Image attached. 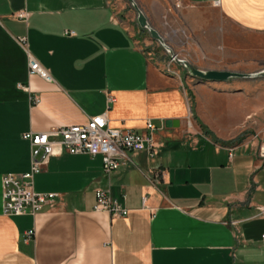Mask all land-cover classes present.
<instances>
[{"label":"crops","instance_id":"1","mask_svg":"<svg viewBox=\"0 0 264 264\" xmlns=\"http://www.w3.org/2000/svg\"><path fill=\"white\" fill-rule=\"evenodd\" d=\"M132 1L160 36L183 31L217 63L200 70L251 77L168 74L128 0H0V264H264V161L251 138L264 132V0ZM28 57L52 81L30 75ZM97 115L137 134L152 124L154 156L128 152L108 176L99 156L52 157L33 190L54 198L4 215L2 177L29 170L21 135ZM97 189L127 215L94 211Z\"/></svg>","mask_w":264,"mask_h":264},{"label":"built area","instance_id":"2","mask_svg":"<svg viewBox=\"0 0 264 264\" xmlns=\"http://www.w3.org/2000/svg\"><path fill=\"white\" fill-rule=\"evenodd\" d=\"M25 15H18L23 18ZM73 36L72 32L65 33ZM25 41L22 40L21 44ZM169 60L165 64V71L176 75L173 67L178 66L186 71L190 78H194L187 60L179 58L171 47L159 42ZM24 45V44H23ZM28 73L38 75L45 81H52L48 73L31 57H28ZM146 133L137 134L131 131H121L108 126L104 115L90 117L83 125H74L51 129L49 131L32 133L26 132L21 138L30 144L29 170L20 175L7 174L2 177V202L3 214L6 216L34 215L50 202L53 194H39L33 190L34 176L39 174L50 158L67 153L69 155L85 154L90 157H101L102 173L108 176L120 167L129 166L128 152H145L149 157L154 156L155 141L152 124H146ZM51 137H58V141H51ZM253 140H258L257 156L264 161V132L251 135ZM96 212L108 213L111 217H125L127 210L120 203L112 199L108 191L97 189L95 191ZM33 232H28L27 236ZM264 240V234L261 235Z\"/></svg>","mask_w":264,"mask_h":264},{"label":"rangeland","instance_id":"3","mask_svg":"<svg viewBox=\"0 0 264 264\" xmlns=\"http://www.w3.org/2000/svg\"><path fill=\"white\" fill-rule=\"evenodd\" d=\"M130 8H133L132 3L129 4ZM137 7V6H136ZM134 9V8H133ZM136 18H137V12H135ZM135 19V18H134ZM137 23V21H136ZM144 36L142 41H146L145 43H142L141 46L144 49L145 52H151L152 57H167V61L169 60L166 53L161 48L158 41L153 40L150 42V36L148 30L144 29ZM169 33L167 35L163 34L161 35L165 43L171 47L173 52L178 55L179 58H183L188 61V63L193 64V66L196 67L197 70H200L201 68H210L215 66L217 63L214 61H210L209 59L203 58L198 50V46L195 43L192 42V38H186L183 31L176 32L173 29L169 28ZM175 66V65H174ZM192 66V65H190ZM205 70V69H204ZM203 69L200 70L202 72H205ZM207 71V70H206ZM264 73V69L260 70L258 74ZM254 75V74H253ZM264 77V76H263ZM199 79V78H198ZM202 81V80H201Z\"/></svg>","mask_w":264,"mask_h":264},{"label":"water","instance_id":"4","mask_svg":"<svg viewBox=\"0 0 264 264\" xmlns=\"http://www.w3.org/2000/svg\"><path fill=\"white\" fill-rule=\"evenodd\" d=\"M130 3H132L133 8L136 10L137 12V22L138 25L141 29H145L148 30L150 36L159 42H162V38L161 36L152 28H150V26L147 23L146 17L143 15V13L136 7V5L133 3L132 0H128ZM190 71L192 76L199 78L201 80L204 81H208V82H222V81H226L230 78H248L251 76L248 75H240V74H236V73H230V72H226V71H205L202 72L200 70H197L194 67H190ZM261 76H264V73L260 74ZM167 125L169 124H175L174 126H176V122L173 123H166Z\"/></svg>","mask_w":264,"mask_h":264},{"label":"bare ground","instance_id":"5","mask_svg":"<svg viewBox=\"0 0 264 264\" xmlns=\"http://www.w3.org/2000/svg\"><path fill=\"white\" fill-rule=\"evenodd\" d=\"M201 80V79H200ZM202 81H204V80H202Z\"/></svg>","mask_w":264,"mask_h":264}]
</instances>
